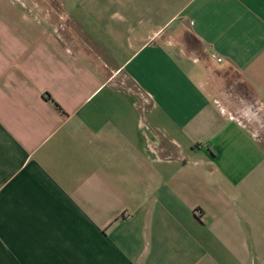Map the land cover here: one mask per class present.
<instances>
[{"label":"crops","instance_id":"obj_1","mask_svg":"<svg viewBox=\"0 0 264 264\" xmlns=\"http://www.w3.org/2000/svg\"><path fill=\"white\" fill-rule=\"evenodd\" d=\"M229 70L264 102V0H0V264H264Z\"/></svg>","mask_w":264,"mask_h":264},{"label":"rangeland","instance_id":"obj_2","mask_svg":"<svg viewBox=\"0 0 264 264\" xmlns=\"http://www.w3.org/2000/svg\"><path fill=\"white\" fill-rule=\"evenodd\" d=\"M51 22L55 23V19H50ZM175 54L185 55V54H194L198 55L201 58H205V53L202 45L195 40L191 34L185 32L181 35L178 39L177 45L174 49ZM226 82L229 84L235 85V92L239 97L240 103L250 107L251 112L254 114L248 115L250 117L253 115V125L258 126L256 121H263L264 120V109H260L261 106L264 105V102L249 88L239 77L236 72L232 70L223 73L222 75Z\"/></svg>","mask_w":264,"mask_h":264},{"label":"built area","instance_id":"obj_3","mask_svg":"<svg viewBox=\"0 0 264 264\" xmlns=\"http://www.w3.org/2000/svg\"><path fill=\"white\" fill-rule=\"evenodd\" d=\"M216 60H217L218 62H220V61H221V59H219V58H216Z\"/></svg>","mask_w":264,"mask_h":264},{"label":"trees","instance_id":"obj_4","mask_svg":"<svg viewBox=\"0 0 264 264\" xmlns=\"http://www.w3.org/2000/svg\"><path fill=\"white\" fill-rule=\"evenodd\" d=\"M56 107H58V105L56 104Z\"/></svg>","mask_w":264,"mask_h":264}]
</instances>
